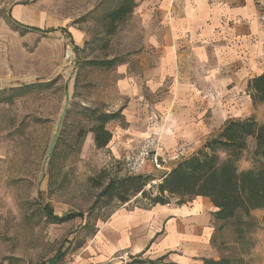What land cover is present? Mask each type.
Instances as JSON below:
<instances>
[{
    "label": "rangeland",
    "instance_id": "obj_1",
    "mask_svg": "<svg viewBox=\"0 0 264 264\" xmlns=\"http://www.w3.org/2000/svg\"><path fill=\"white\" fill-rule=\"evenodd\" d=\"M24 2L0 0V93L10 95L8 89L38 83L50 86L13 96L10 102H3L0 94V244L5 254H18L20 264H62L92 237L99 220L122 205L102 198L109 181L145 176L151 179L149 191L176 164L204 148L181 150L172 165L159 139L156 145L143 143L120 156L114 155L112 141L98 148L91 132L96 124L89 121L86 109L115 113L113 105L120 98L117 72L143 45L141 22L132 14L112 28L105 15L118 8L116 0H31L23 7L22 22L16 20L41 29L68 28L80 47L76 53L60 33L42 36L10 24L9 11ZM114 58L119 61L110 70L77 64ZM256 117H264V108L256 110ZM81 129L85 134L78 144ZM255 145L250 139L236 163L238 170L264 167V160L254 154ZM156 155L162 168L156 166ZM217 155L222 161L228 158L223 150ZM132 200L147 203L140 195ZM171 203L182 206L176 200ZM46 205L60 216L84 214L88 226H81V220L52 223L44 217ZM242 220L247 222L242 226L245 235L240 238L225 229V236L218 238L219 254L234 263L264 264V210H254L249 220ZM132 259L115 264H130Z\"/></svg>",
    "mask_w": 264,
    "mask_h": 264
},
{
    "label": "crops",
    "instance_id": "obj_2",
    "mask_svg": "<svg viewBox=\"0 0 264 264\" xmlns=\"http://www.w3.org/2000/svg\"><path fill=\"white\" fill-rule=\"evenodd\" d=\"M29 2L16 4L9 15L39 28L21 23ZM135 4L133 19L142 24L144 42L117 72L120 98L112 110L121 115L106 126L115 156L159 139L172 165L181 150L204 148L230 121L264 123V117H256L264 104L255 106L248 93L250 81L264 75V0ZM217 211L206 197L175 207L130 200L99 220L92 237L74 252L77 264H115L138 256L170 264L219 261L225 253L219 254L218 238L225 229L218 230ZM81 221L88 226L85 216ZM2 249L0 244V264H20L18 254Z\"/></svg>",
    "mask_w": 264,
    "mask_h": 264
},
{
    "label": "trees",
    "instance_id": "obj_3",
    "mask_svg": "<svg viewBox=\"0 0 264 264\" xmlns=\"http://www.w3.org/2000/svg\"><path fill=\"white\" fill-rule=\"evenodd\" d=\"M118 8L110 10L105 15V21L109 22L113 28L117 23L124 22L128 16L134 13L137 8L135 0H116ZM8 22L16 28L23 29V32H36L42 36L60 33L70 39L73 51L79 52L78 47L71 36L68 28H47L39 29L26 27L16 23L11 15H8ZM117 58L111 60H98L82 62L79 60L78 67L100 68L104 70L113 69L118 64ZM50 83H38L32 86H20L18 89L11 88L6 95L4 90L1 100L12 101L13 96L34 93L40 89H48ZM248 93L253 104H264V75L255 77L249 83ZM2 102V103H3ZM89 121L94 122L91 132L94 135V143L100 149L108 147L113 135L106 128L107 124L120 118V113H97L90 111ZM217 139L204 146L197 154L189 159H185L174 166L165 174L158 185L150 187L151 179L145 176H128L124 179H113L109 181L102 198L108 201L118 200L121 204L129 203L139 195L146 200L149 206L170 205L176 200L178 205H185L196 198H208L218 210L214 217L218 224V230L232 229L241 238L245 235L242 228L249 220L251 212L254 210H264V167L250 169L249 171L238 170L236 163L241 157V153L247 149L250 139L256 143L254 154L257 158L264 160V123L258 124L254 118L248 120H233L226 124ZM85 130L81 129L76 141L81 142ZM206 149L208 152H206ZM219 150L227 153L228 158L222 161L217 155ZM53 155V154H52ZM51 159V158H50ZM44 217L52 223L64 224L75 219H84V214L68 213L64 216H55L49 208L43 209ZM235 223L236 226L234 225ZM234 226V227H233ZM94 233V230H93ZM204 264H243L234 263L229 259L222 258L220 261L207 259ZM130 264H170L163 259L157 261L144 260L141 256L133 257Z\"/></svg>",
    "mask_w": 264,
    "mask_h": 264
},
{
    "label": "built area",
    "instance_id": "obj_4",
    "mask_svg": "<svg viewBox=\"0 0 264 264\" xmlns=\"http://www.w3.org/2000/svg\"><path fill=\"white\" fill-rule=\"evenodd\" d=\"M155 163L157 168H162V164L158 160V155L155 156ZM62 264H77V256L75 254H69Z\"/></svg>",
    "mask_w": 264,
    "mask_h": 264
}]
</instances>
